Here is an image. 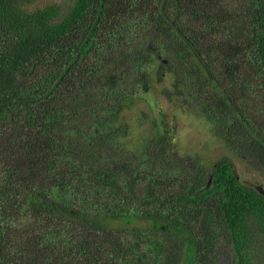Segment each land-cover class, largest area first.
Segmentation results:
<instances>
[{
    "label": "trees",
    "instance_id": "trees-1",
    "mask_svg": "<svg viewBox=\"0 0 264 264\" xmlns=\"http://www.w3.org/2000/svg\"><path fill=\"white\" fill-rule=\"evenodd\" d=\"M35 1L0 0V264H264V0Z\"/></svg>",
    "mask_w": 264,
    "mask_h": 264
},
{
    "label": "rangeland",
    "instance_id": "rangeland-1",
    "mask_svg": "<svg viewBox=\"0 0 264 264\" xmlns=\"http://www.w3.org/2000/svg\"><path fill=\"white\" fill-rule=\"evenodd\" d=\"M54 1L59 0H36L35 3L31 5L37 8ZM160 90L161 86H158L156 88L158 94ZM162 102L166 104L165 101L162 100ZM164 107L166 108L167 105H164ZM133 109L136 110V108ZM173 111L175 110L170 111L169 128L176 132L177 146L181 153L197 155L202 158L200 159L202 163H208L218 155H230V150L227 148L224 141L213 134L211 125L205 119L197 118L187 113H181L179 110H176V115L173 116ZM174 117H176L178 121L177 127L173 126L175 124L174 121H176ZM134 138L136 139L137 135H135ZM232 157H234L239 166L241 178L245 179L249 184L262 185L264 187V175L252 169L246 161L238 159L237 156L232 155ZM119 220H122L118 221L121 227L125 228H147L150 226V223L154 222L151 217L141 216L135 217L134 219ZM259 243L260 242L257 243V246ZM260 248H263V246H260ZM262 258H264V254H262Z\"/></svg>",
    "mask_w": 264,
    "mask_h": 264
},
{
    "label": "water",
    "instance_id": "water-1",
    "mask_svg": "<svg viewBox=\"0 0 264 264\" xmlns=\"http://www.w3.org/2000/svg\"><path fill=\"white\" fill-rule=\"evenodd\" d=\"M259 189L263 190V193H264V189H263V187H262V186H260V187H259Z\"/></svg>",
    "mask_w": 264,
    "mask_h": 264
}]
</instances>
